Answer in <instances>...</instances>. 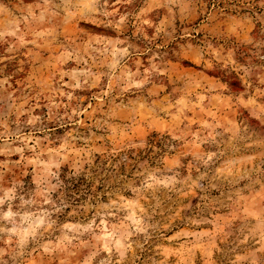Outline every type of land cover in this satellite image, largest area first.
Instances as JSON below:
<instances>
[{"label":"rangeland","instance_id":"374dc122","mask_svg":"<svg viewBox=\"0 0 264 264\" xmlns=\"http://www.w3.org/2000/svg\"><path fill=\"white\" fill-rule=\"evenodd\" d=\"M0 264H264V0H0Z\"/></svg>","mask_w":264,"mask_h":264},{"label":"trees","instance_id":"16d2710c","mask_svg":"<svg viewBox=\"0 0 264 264\" xmlns=\"http://www.w3.org/2000/svg\"><path fill=\"white\" fill-rule=\"evenodd\" d=\"M63 181H64V184L66 185V188H67V190H69L70 191V187H67V185H72L73 183L71 182V181H68V179H66V177L64 176L63 177Z\"/></svg>","mask_w":264,"mask_h":264}]
</instances>
